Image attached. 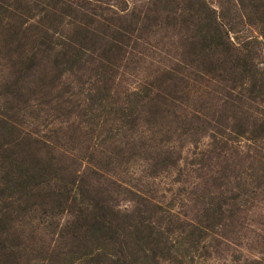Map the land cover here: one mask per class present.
<instances>
[{"label": "rangeland", "instance_id": "obj_1", "mask_svg": "<svg viewBox=\"0 0 264 264\" xmlns=\"http://www.w3.org/2000/svg\"><path fill=\"white\" fill-rule=\"evenodd\" d=\"M184 1L206 3L235 62L254 75L234 83L239 68H191L175 98L162 102L161 77L178 62L173 42L186 35L180 22L163 23L162 10L146 14L147 5L162 3L0 0V120L14 114L16 123L0 134V264H264V134L254 129L264 120V0ZM145 15L157 25L138 29V44L120 60L119 50L105 51V39L88 41L82 32L105 25L112 41L121 25L143 26ZM19 20L38 29L7 42ZM231 103L242 107L238 121L191 132L199 104L230 117ZM246 118L248 131L239 135ZM29 171L41 174L43 193L75 177L93 193L76 195L67 210L57 199L22 208L17 183ZM100 187L115 197L107 215L118 224L104 245L84 237ZM140 207L150 242L138 241L133 227Z\"/></svg>", "mask_w": 264, "mask_h": 264}, {"label": "trees", "instance_id": "obj_2", "mask_svg": "<svg viewBox=\"0 0 264 264\" xmlns=\"http://www.w3.org/2000/svg\"><path fill=\"white\" fill-rule=\"evenodd\" d=\"M179 0H153L152 4L156 3H162L161 7L158 8L155 5V8L151 5H147L146 14L151 16V12H159V10H162L165 12V19L164 24H166L169 27H175L176 24H183L186 28V35L180 36L176 41L173 42L174 45H176L177 51L175 52L174 57H177V63H175L174 67H171L170 71H167V73L161 77V95L163 96V99L160 101L165 102L166 98H175V92L177 88V83L181 80H183L182 73L189 71L191 68H200L202 70H206L207 72H210L212 70H222V71H229L232 70L233 73L239 68L241 70L240 77L234 76L231 80L234 83L239 82L240 80H243L246 78L245 74L254 75L251 68H247L246 64L242 66L237 64L235 62V59L233 58L232 54V48L229 46L224 40H223V34L221 32V26L217 22L216 14H214L211 9H209L204 2H197L199 4L198 6L191 4V3H185L181 2L178 3ZM151 4V3H150ZM182 7H180V6ZM144 9V10H145ZM183 11V12H182ZM145 15V24L143 26H133V24L127 25H121L119 30L116 31V36H111L112 41L109 40L108 35V29L105 28V25L98 24L96 28H93L92 30L83 28L82 32L85 33V39L88 41H98L101 39H105L108 44V48L105 51H108L109 54L114 55L116 54V51L118 53L116 54V60H120L119 54L126 56L128 52L131 53L130 45L131 44H138L137 41L133 38V34L138 31V29L141 31H144L145 33H150L151 28L153 26H156L158 18L154 19L153 21L149 22V16ZM152 17V16H151ZM92 22L88 21V25H91ZM20 29L14 28L9 37L6 39L7 42H11L14 38L19 37V35L22 33L23 36H27L29 32L32 34L36 32V29L38 27L35 24L29 25L26 29H23V20H19ZM166 27V26H164ZM141 34V35H140ZM142 33H139L138 38H144L142 36ZM145 41V40H144ZM146 42V41H145ZM178 43V44H177ZM244 66V67H243ZM243 67V68H242ZM189 68V69H188ZM250 76V77H251ZM17 89L20 91L22 89V85L18 84ZM234 87L232 86V89ZM264 100V99H263ZM200 112L196 113L194 117L195 118V124L191 127V132L193 134H200L205 131L206 125L215 127V130H220V126L223 124H227L228 118H233V120L238 121L239 118L236 115L238 110H242V107L240 105L231 103L230 107L232 109L231 112H233V115H230V117H225V113L223 109L221 110L216 105H213L211 108V111L209 110L210 107L207 105L199 104ZM229 107V106H228ZM13 108V107H12ZM11 110V109H10ZM209 110V111H208ZM228 110V109H226ZM248 112V111H247ZM204 115V117L207 115L210 117L206 120H200L201 116ZM249 118H246L244 120V123L241 125V127L244 125V128L242 127L240 130H237L236 132L239 135L246 134L248 131V128H246L247 120ZM7 121H10L11 124H9ZM16 126V123L14 121V114L12 115H5L4 119L2 121L0 120V134L3 133H12L14 132ZM248 127H251V125ZM250 129V128H249ZM255 129V134H264V120L260 123L259 126H257ZM198 136V139L200 140V137ZM32 146L31 142L26 144L25 147L23 145L20 147V151H25L27 147ZM16 147V145H15ZM10 148H8L9 151ZM25 149V150H24ZM38 150V148H36ZM27 151V150H26ZM116 158L123 159V155H121V150H118ZM21 152V154H22ZM14 154V153H13ZM20 154V152H19ZM112 159V158H111ZM238 168V167H237ZM251 168V166H250ZM236 174V173H235ZM65 176V175H64ZM97 176H102L100 174H97ZM95 176V177H97ZM41 178L40 173H31L30 171L25 174V179L21 180V182L17 183L18 188H22L23 191V204L25 206H20L22 208L29 207L31 210L32 206L39 205L40 207L44 208V206L48 203H51L52 206L58 205L57 208H61L62 210L66 208L68 209V203L72 199V201L77 200L78 194L84 195L85 193H89L93 191H90L87 189L84 184V180L78 177H75L71 181H68V184L64 185V188L60 190L59 192H47L43 193L41 191H38V181ZM63 178V177H62ZM65 180V178H63ZM33 185L34 187L31 189L28 186ZM102 185V183H101ZM100 191H95L97 193L98 199H103L102 203L101 200H97V197L94 195V199H96V210L94 211V216L92 218V222L89 223L88 227H85L84 237L87 238L88 234L90 233L98 242H101L104 245V238L113 236L116 238V229L118 227V224L115 222V218L113 217L110 219L107 214L112 213V201H115V197L113 195H110V190L108 188L102 189L99 188ZM36 193V194H35ZM110 195V196H109ZM56 196V197H55ZM46 199V200H45ZM57 199V201H56ZM82 201V200H81ZM67 205V207H66ZM65 206V207H63ZM25 210V209H23ZM143 211H145L143 208H139L138 212V220L137 224L133 225L136 234L139 235L138 241L142 240V237L146 239L148 242H150L151 239L147 237V234L144 230V224L146 217L143 215ZM208 209H206L207 212ZM218 212H222V210H217ZM103 212L104 214H101ZM223 213V212H222ZM19 216H22L21 214ZM76 225V224H75ZM92 226V229L90 228ZM78 228V227H77ZM76 228V229H77ZM79 236L83 235V233L76 232ZM146 236L144 237V235ZM123 242V241H122ZM125 242H127L125 240ZM100 243V244H101ZM124 243V242H123ZM137 246H141V243L138 242L136 244ZM97 249L103 250L104 246H98ZM142 252L143 255L146 257H149L147 255L146 249L143 248ZM84 254V253H82ZM100 257V256H98ZM154 258V256H151Z\"/></svg>", "mask_w": 264, "mask_h": 264}]
</instances>
